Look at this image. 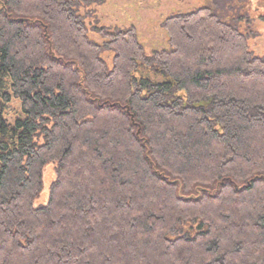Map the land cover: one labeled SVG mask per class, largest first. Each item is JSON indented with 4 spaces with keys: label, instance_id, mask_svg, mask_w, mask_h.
Masks as SVG:
<instances>
[{
    "label": "trees",
    "instance_id": "1",
    "mask_svg": "<svg viewBox=\"0 0 264 264\" xmlns=\"http://www.w3.org/2000/svg\"><path fill=\"white\" fill-rule=\"evenodd\" d=\"M106 1L0 0V264H264L251 0L166 16L153 50L95 26Z\"/></svg>",
    "mask_w": 264,
    "mask_h": 264
},
{
    "label": "rangeland",
    "instance_id": "2",
    "mask_svg": "<svg viewBox=\"0 0 264 264\" xmlns=\"http://www.w3.org/2000/svg\"><path fill=\"white\" fill-rule=\"evenodd\" d=\"M209 0H108L97 8L101 24L91 19L94 26L123 27L133 23L139 32L142 43L149 49L167 48V38L161 27L162 20L175 12L188 10L195 4ZM229 0H214L216 6H225ZM221 4V5H219ZM247 18L241 22L242 31H253L255 37L250 38V48L258 55L264 56V0H251ZM93 22V23H92ZM92 31V30H91ZM91 37L101 41V36L92 31ZM44 188L35 200L34 206L40 207L49 202L52 183L56 180V162L50 161L44 167Z\"/></svg>",
    "mask_w": 264,
    "mask_h": 264
}]
</instances>
